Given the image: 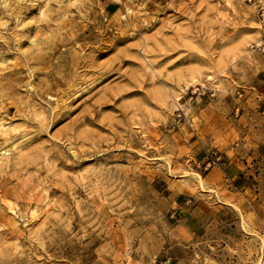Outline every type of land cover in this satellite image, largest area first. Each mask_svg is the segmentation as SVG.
<instances>
[{
	"label": "rangeland",
	"instance_id": "1",
	"mask_svg": "<svg viewBox=\"0 0 264 264\" xmlns=\"http://www.w3.org/2000/svg\"><path fill=\"white\" fill-rule=\"evenodd\" d=\"M251 93L264 0H0V264H264Z\"/></svg>",
	"mask_w": 264,
	"mask_h": 264
},
{
	"label": "crops",
	"instance_id": "2",
	"mask_svg": "<svg viewBox=\"0 0 264 264\" xmlns=\"http://www.w3.org/2000/svg\"><path fill=\"white\" fill-rule=\"evenodd\" d=\"M251 94L258 96V94L255 93ZM255 102L258 104L261 103V114H264V93L258 96ZM258 131L259 130H255V132ZM225 151L227 161L217 168L211 169L208 175L222 176L221 182H252L254 178H249V176H247L250 174L249 169L252 165H257L259 162H254L252 160L253 162L250 163L249 161L251 159H259L264 165V136L263 140L261 139L254 148L241 149L238 147H229L226 148Z\"/></svg>",
	"mask_w": 264,
	"mask_h": 264
},
{
	"label": "built area",
	"instance_id": "3",
	"mask_svg": "<svg viewBox=\"0 0 264 264\" xmlns=\"http://www.w3.org/2000/svg\"><path fill=\"white\" fill-rule=\"evenodd\" d=\"M209 158L210 160H208L207 166H210L211 164H215V162L220 159V156L217 154V152H211Z\"/></svg>",
	"mask_w": 264,
	"mask_h": 264
},
{
	"label": "bare ground",
	"instance_id": "4",
	"mask_svg": "<svg viewBox=\"0 0 264 264\" xmlns=\"http://www.w3.org/2000/svg\"><path fill=\"white\" fill-rule=\"evenodd\" d=\"M172 100V99H171ZM10 209V208H9Z\"/></svg>",
	"mask_w": 264,
	"mask_h": 264
}]
</instances>
